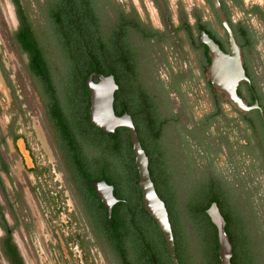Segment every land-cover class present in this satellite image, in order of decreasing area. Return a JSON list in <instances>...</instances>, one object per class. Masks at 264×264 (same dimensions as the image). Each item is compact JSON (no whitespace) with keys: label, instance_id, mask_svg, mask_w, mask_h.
Returning <instances> with one entry per match:
<instances>
[{"label":"trees","instance_id":"1","mask_svg":"<svg viewBox=\"0 0 264 264\" xmlns=\"http://www.w3.org/2000/svg\"><path fill=\"white\" fill-rule=\"evenodd\" d=\"M154 1L161 15L164 11L167 48L160 50L165 59L167 51H172L181 63L186 61L183 45L193 42L198 47L200 31H204L217 43L209 30V24L202 19L201 10L190 12L194 20L190 24L188 13L180 6L178 23L174 24L167 0H164V4ZM206 3L210 5L209 0ZM234 5L241 7V1L234 0ZM78 14L81 16L82 11H78ZM259 14L264 17V13ZM21 18L14 42L18 51L27 57L29 74L40 81L48 99L43 105L53 125L62 131L68 151L78 161L79 173L88 190L93 194L88 184L90 181L103 180L113 186V195L118 201L114 205L113 222L110 224L105 219V223L116 230L117 243L122 248L127 246L129 249L128 246L133 245L131 259L126 257L125 248L118 251L122 263L152 264L154 261L155 264H172L158 227L140 202L128 130L117 127L112 133H104L88 121L89 97L85 79L92 72L111 74L114 77L117 84L113 100L114 113H127L132 119L141 147L148 157L151 181L168 214L178 263L219 264L215 227L206 214V209L215 202L232 244L231 263L264 264V231L251 205L254 186H250L246 175L241 174V161L236 158L240 147L237 146L236 150L228 148L233 142H229L224 129L233 119H228L223 109L224 103L230 104L224 95L205 79L204 91L211 108L195 116L193 104L200 93L196 88L198 77L191 68L178 66L176 70H169L168 81L164 83L159 78L153 79L155 68L137 66L135 54L126 49L115 51V40L110 37L101 38L96 27L88 28L93 26L90 19L77 22V30H73L72 23L66 21L61 13H52L48 22L51 35L47 39L36 37L37 30L32 28L25 17ZM195 29L197 34L194 36ZM73 31L82 33L80 35ZM150 37L158 41L153 33ZM83 43L86 47H83ZM47 44L59 50V56L63 59L59 78L54 77L51 67L50 55L56 54L51 52ZM198 53L199 63L208 64L210 57L207 47L204 46ZM207 67H198L199 77L203 78ZM243 68L249 81H253L254 68L248 65L245 56ZM93 80L96 81V78ZM242 84L246 85L244 82ZM247 87L249 92L245 103L250 105L257 98L264 111L262 94ZM190 96L195 99L192 101ZM174 99L179 103L180 112H173L170 103ZM232 109L238 115L243 114L233 106ZM183 118L187 121L183 122ZM249 127L263 132L258 116L250 121ZM172 134H176L179 142L188 140V145L192 147V152L185 151L187 155L182 160L178 159V145L172 140ZM222 145L227 146V155ZM223 155L227 158L226 165L230 171L217 163ZM118 213H124L125 216L121 218ZM138 213L151 223L153 231L149 234L143 232L141 240L135 241L128 229V214L134 215L135 222ZM147 247L151 251L149 255L145 253Z\"/></svg>","mask_w":264,"mask_h":264},{"label":"flooded vegetation","instance_id":"2","mask_svg":"<svg viewBox=\"0 0 264 264\" xmlns=\"http://www.w3.org/2000/svg\"><path fill=\"white\" fill-rule=\"evenodd\" d=\"M149 1L156 10L159 21L158 27L152 25L148 13H146L147 10L143 0H136L139 7H137L134 0H33L29 5V7H31L29 10L36 13L33 17L27 9L28 4H23L22 0H11L17 19V27L14 30L13 39H15V33L19 27L20 19H22L21 17H25L32 28L37 30L35 34L36 37H49L51 34L49 28H45V26L44 28L36 27L33 23L35 16L45 19L48 23L52 13H61L66 21L72 23L71 28H73V30H77V22H80L82 19H90L93 26H88V28L95 29L96 27L97 33H99L101 38L110 37L115 40L113 43V49L115 51L126 49L131 54H135L137 56V66L162 68L165 71V78L163 80L160 79L166 83L168 81L169 70H176L178 66H191L188 63L189 53L199 55V50L203 49L205 45L199 42L200 45L196 47L197 45L195 46L193 42L191 44L185 43V45H183V50L187 56V60L182 63L178 60L177 54H173L172 51H167V59H165L160 50V48H162V50L167 48L165 45V36L167 33L164 25V11L162 10L161 15L155 1ZM157 1L161 2V4L164 2V0ZM201 1V5H189L188 11L182 0H178L176 5L177 13L181 6L188 13V21L192 24L194 20L190 12L194 9L201 10L203 15L202 19L209 24V30L216 39L218 46L221 47L222 51L227 53L229 50V43L224 28L221 26L210 1V5L206 3V0ZM240 1L241 7H238L234 5V0H219L223 13L233 32L234 39L240 47L243 65L244 55L255 52L257 48L258 36L251 25V21L255 19L258 22L264 23V17H261L259 14L261 12L264 13V0H260V2H257V0H249L250 4H245L243 0ZM167 6L171 13L173 23L177 24L178 17L176 15V22H174L169 0H167ZM208 8L215 22L206 19L205 12L207 13ZM80 10L82 11L81 16L78 14ZM233 10H236L240 14L236 19L233 18ZM39 18L37 19L39 20ZM214 25L221 30L222 36H219L213 29ZM74 32L76 34L80 33L79 31L78 33L76 31H73V33ZM151 33L157 36L158 41L154 38L151 39ZM183 34L182 32L181 35ZM193 34L194 36L197 34L196 29ZM119 40L121 41L120 44ZM84 46L86 47L85 43H83V47ZM152 48L155 50L153 54L150 53ZM114 63L116 62L114 61ZM209 63L210 58L208 64L205 65V63H203L201 65L197 62L196 65L208 66ZM25 67L28 72V67ZM0 68L6 75L1 62V53ZM29 76L36 84L35 90L37 98L41 101L42 105L43 103L45 104L48 99L42 91L40 81L31 73ZM242 83L243 82L239 83L237 92L240 93V97L244 102L248 99L249 89L247 86L259 95L261 94L259 76L256 72L253 81H249V84L244 82L247 86ZM11 100L13 103H16V110L13 114V120L7 124L5 132L0 136V146L7 145V141L10 140L17 151V142L21 140L24 144V149L29 152L32 166L26 169V171L31 173L37 181L32 187L33 195L46 206L45 209H43V214L45 216L46 235L48 238L39 235L35 225V213L26 205L20 191L15 189L12 192L11 198L7 196L1 173L8 176L10 166L0 153V190L5 201V207L0 203V264L1 259H3L6 264H11L10 261L14 264H30L32 260L35 262L39 261V263L42 264H123L118 256V251H123L124 248L126 249L124 250L126 257L131 259L133 256V245L130 244L128 249L126 248L127 246L122 248V245L117 243L116 237L118 233L105 223V219H107L110 224L113 220L110 222L107 210L103 207L99 198L95 196L94 191L92 194L88 190L85 180L79 173L80 167L78 161L74 160V155L68 151L67 143L62 136V131L53 125L45 106L43 105L44 113L42 116V125L48 145L54 156L53 165L45 164L41 161L40 152L35 153L30 146L33 138L28 139L20 131L19 127L14 125L19 114L17 109H20V101L17 100L14 89L11 91ZM254 100H256L259 105L258 99L254 98ZM226 105V103L223 104V109L228 119H233V122H229V125L224 129V131L226 130L225 134L229 142H233V145L230 143L228 148L236 150L237 146L240 147L237 158L248 157L251 160L252 154L249 150L253 148L262 150L264 155V127L263 132L259 129L254 130L249 127L251 120L255 119L257 116L260 118L259 112L257 110H251L243 112L242 115H238L237 112L232 109V104H228L230 107L228 109L225 108ZM214 124L215 123H213V125ZM235 125H237V127ZM237 143L239 145H237ZM226 147L227 146L222 145L225 155H227ZM259 153L261 155V152ZM18 156L24 163L23 156L20 154H18ZM56 172L58 174H56ZM114 205L112 206L111 218ZM118 214L121 215L119 216L121 218L125 216L124 213ZM128 215V229L131 237L135 239V241L141 240L143 232L144 234H149V232L153 231L151 223L146 221L144 215L142 216L138 213L135 222L134 215ZM15 234H18L24 251L19 246V241H16ZM136 245L138 246V244ZM145 250V253L149 255L151 251L148 250V247L145 248Z\"/></svg>","mask_w":264,"mask_h":264},{"label":"rangeland","instance_id":"3","mask_svg":"<svg viewBox=\"0 0 264 264\" xmlns=\"http://www.w3.org/2000/svg\"><path fill=\"white\" fill-rule=\"evenodd\" d=\"M31 1L33 0H22L23 4H28V10L31 9V7H29ZM134 1L137 7H139L136 0ZM143 1L145 2V8L147 10L146 13H148L152 25L158 27L159 21L153 4L149 0ZM177 1L178 0H169L174 22H176ZM243 1L245 4H250L249 0ZM182 2L187 7L188 11L189 5L193 4L195 6L202 4L201 0H182ZM257 2H260V0H257ZM207 10V13L205 12L206 19L214 21V17L210 9L208 8ZM30 13L32 17L36 14L32 11H30ZM232 15L233 18L236 19L240 14L236 10H233ZM37 18L39 17L35 16L33 20V23L37 28H44V26L45 28L49 27L45 19L39 18L38 20ZM251 25L255 29L258 36V43L256 44L257 48L255 52L246 54L244 56L247 60L248 65L253 66L254 72H256L259 76V86L261 89L260 92L262 94V97L264 98V23L258 22L257 20L253 19L251 21ZM16 27L17 19L11 0H0V53L2 66L4 67L5 73L7 75L6 77V75L0 68V136L5 132L7 124L11 120H13L12 118H14L13 114L16 110V103H13L11 100V91L12 89H14L17 100L20 101V109H17L19 114L14 125L19 127L20 131L28 139L33 138V140H31L30 146L35 153L40 152L41 161L45 164L53 165L54 156L48 145V141L42 125L44 108L41 101L37 98V93L35 90L36 84L32 81L26 70L25 66L27 64V57L25 54L18 51L17 45L14 42L13 33ZM213 29L219 36H222L221 30L217 26L214 25ZM46 38L48 39L47 36ZM47 45L50 47L51 52L53 54H56L55 56H53L52 54L50 55L52 60L51 67L53 69L54 77L59 78L61 73L60 69L63 65V59L61 58V56H59V50L53 49V45ZM154 51L155 50H153L152 48L150 53L153 54ZM199 60L200 55L189 53L188 63L191 66H186L191 68L193 73L198 77L196 88H198L199 90V97L198 99H195L190 96L192 101L195 99L193 104V112L195 116H199L201 113H204L211 108L208 95L204 91L205 79H207V69L205 70L203 78L199 77V66L196 65ZM152 75L154 76V80L158 78H161L163 80L165 78V71L162 68H155ZM174 101L170 103V105L173 106V112H180L181 110L178 101L175 99ZM225 108L228 109L230 107L227 104ZM186 121V118H183V122ZM171 137L174 143L178 145V159L182 160L188 152H192V147L188 145L190 144L188 140L186 142H179V138H177L176 134H172ZM17 145V151L15 150L10 140L7 141V145L0 146L1 156L4 160L7 161L10 166V172L8 176L1 173L4 188L9 198H11L12 192L15 189L20 191V193L23 195L26 205L35 213V225L37 227L39 235L48 238L46 235L47 229L45 226V216L43 214V209H45L46 206L33 195L32 187L37 181L31 175V173L26 171V169L32 166L31 158L29 156V152L24 149V144L21 140L17 142ZM185 151H187V153H185ZM249 151L252 154V159L250 160L248 157L239 158L241 161L239 163V168L241 170V174L246 175L250 186H254L255 194L252 198L251 205L256 211L258 224L261 227L262 231H264V155L263 151L259 150L258 148H253ZM259 152H261V155ZM18 154L23 156L24 163L21 161V158L18 156ZM226 159V156L223 155L219 158L217 163L219 166L227 168V171H230V168H228L226 165ZM56 174L58 173L56 172ZM0 203L5 207V201L1 190ZM15 239L16 241H19V246L23 250V245L18 237V234H15ZM1 264H6L3 259H1ZM30 264L42 263L32 260Z\"/></svg>","mask_w":264,"mask_h":264},{"label":"water","instance_id":"4","mask_svg":"<svg viewBox=\"0 0 264 264\" xmlns=\"http://www.w3.org/2000/svg\"><path fill=\"white\" fill-rule=\"evenodd\" d=\"M209 1L227 34L229 50L225 53L204 31L200 32L199 42L207 47L210 57V63L206 72L207 80L239 111L257 110L264 127V114L257 101L254 100L252 104L247 105L237 94V87L240 82L249 84V79L246 77L242 65L240 47L234 39L233 32L223 13L219 0ZM93 78H96V81ZM85 87L89 96L88 120L90 124L99 128L104 133H112L117 127H124L128 130L134 166L137 171V187L140 192L142 208L158 227L172 264H179L175 254L174 239L168 214L164 202L157 195L151 181L148 170V157L141 147L132 119L127 113L121 115L114 113L113 100L117 84L113 75L92 72L85 79ZM89 186L107 210L108 218L112 222V206L117 202V199L113 195V186L103 180L91 181L89 182ZM206 214L215 227L219 264H232L230 261L232 244L225 231V221L215 202H212L209 208L206 209ZM152 264L155 263L152 261Z\"/></svg>","mask_w":264,"mask_h":264}]
</instances>
